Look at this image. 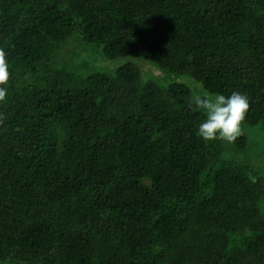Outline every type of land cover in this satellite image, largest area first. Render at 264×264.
<instances>
[{
  "label": "trees",
  "instance_id": "1",
  "mask_svg": "<svg viewBox=\"0 0 264 264\" xmlns=\"http://www.w3.org/2000/svg\"><path fill=\"white\" fill-rule=\"evenodd\" d=\"M73 36L122 63L79 74ZM0 48V262L264 264V174L226 158L250 138L204 141L188 103L239 92L264 132V0H0Z\"/></svg>",
  "mask_w": 264,
  "mask_h": 264
},
{
  "label": "rangeland",
  "instance_id": "2",
  "mask_svg": "<svg viewBox=\"0 0 264 264\" xmlns=\"http://www.w3.org/2000/svg\"><path fill=\"white\" fill-rule=\"evenodd\" d=\"M78 36H73L69 42L60 52L58 58L72 70L82 75H88L94 71L113 72L119 66L123 59H106L103 55L101 47L95 44L82 45L78 44ZM75 42V43H74ZM78 45H77V44ZM75 51L77 54H75ZM142 63H138L142 71L144 79H153L163 85L170 82H184L193 89V87H200L189 75L168 73L157 67V64L141 59ZM151 66V70L145 71L144 66ZM143 65V66H142ZM153 69V70H152ZM195 85V86H194ZM197 85V86H196ZM193 91H195L193 89ZM198 92V91H197ZM243 133H246L249 140V152L246 150H234L232 147L226 150V158L237 160L241 163L252 165L255 169L260 170L264 174V132L251 127L244 126ZM250 136V137H249ZM228 143V142H226ZM247 153V154H246ZM0 264H29L25 261H7L0 262Z\"/></svg>",
  "mask_w": 264,
  "mask_h": 264
},
{
  "label": "clouds",
  "instance_id": "3",
  "mask_svg": "<svg viewBox=\"0 0 264 264\" xmlns=\"http://www.w3.org/2000/svg\"><path fill=\"white\" fill-rule=\"evenodd\" d=\"M9 65L6 52L0 48V103L6 102L9 82ZM189 107L202 111L205 119L199 124L197 135L204 141L222 140L234 143L243 135L241 124L246 119L250 102L246 95L233 92L230 96L219 93L203 92L189 100ZM5 119L0 113V123ZM248 179L255 182V177L248 174Z\"/></svg>",
  "mask_w": 264,
  "mask_h": 264
}]
</instances>
